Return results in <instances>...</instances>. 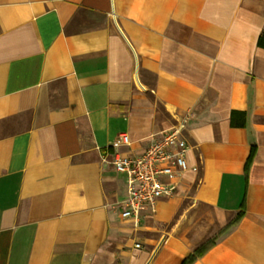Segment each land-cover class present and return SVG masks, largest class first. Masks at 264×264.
<instances>
[{
  "label": "crops",
  "instance_id": "1",
  "mask_svg": "<svg viewBox=\"0 0 264 264\" xmlns=\"http://www.w3.org/2000/svg\"><path fill=\"white\" fill-rule=\"evenodd\" d=\"M263 30L264 0H0V264H264ZM172 125L190 168L133 227L117 136Z\"/></svg>",
  "mask_w": 264,
  "mask_h": 264
},
{
  "label": "built area",
  "instance_id": "2",
  "mask_svg": "<svg viewBox=\"0 0 264 264\" xmlns=\"http://www.w3.org/2000/svg\"><path fill=\"white\" fill-rule=\"evenodd\" d=\"M125 151L116 150L109 162L125 181V195L118 202L119 216L137 227L140 220L153 213L161 197L177 192L179 174L190 168L186 161L188 144L182 134V125H172L151 133L137 148L125 132L117 136ZM102 161H106L102 155ZM195 169V167H192ZM139 241L134 247L140 248Z\"/></svg>",
  "mask_w": 264,
  "mask_h": 264
},
{
  "label": "trees",
  "instance_id": "3",
  "mask_svg": "<svg viewBox=\"0 0 264 264\" xmlns=\"http://www.w3.org/2000/svg\"><path fill=\"white\" fill-rule=\"evenodd\" d=\"M256 44H257L258 46L264 47V30H263L262 32H260V34L258 35L257 40H256ZM232 113H233V111H232ZM231 123H232V124H235V122H233L232 119H231ZM243 123H244V121L242 120V121L240 122V124L242 125ZM253 152H254V148H253V145H252V146H251V149H250V152H249V155H248V158H247V160H246V164L251 160L252 155H253ZM191 257H192V256H188V257L184 260L183 264H185L187 261H189V260L191 259Z\"/></svg>",
  "mask_w": 264,
  "mask_h": 264
}]
</instances>
